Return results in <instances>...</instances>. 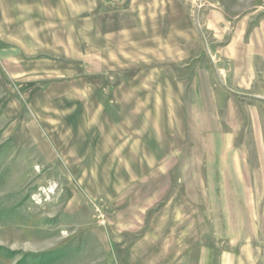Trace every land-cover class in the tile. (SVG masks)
Instances as JSON below:
<instances>
[{
  "label": "rangeland",
  "instance_id": "1",
  "mask_svg": "<svg viewBox=\"0 0 264 264\" xmlns=\"http://www.w3.org/2000/svg\"><path fill=\"white\" fill-rule=\"evenodd\" d=\"M0 264H264V0H0Z\"/></svg>",
  "mask_w": 264,
  "mask_h": 264
}]
</instances>
